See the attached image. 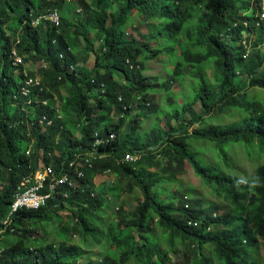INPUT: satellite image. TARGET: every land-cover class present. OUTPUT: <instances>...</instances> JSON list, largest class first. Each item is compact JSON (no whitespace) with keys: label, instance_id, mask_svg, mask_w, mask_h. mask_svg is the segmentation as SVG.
<instances>
[{"label":"trees","instance_id":"16d2710c","mask_svg":"<svg viewBox=\"0 0 264 264\" xmlns=\"http://www.w3.org/2000/svg\"><path fill=\"white\" fill-rule=\"evenodd\" d=\"M261 1L79 0L82 11L74 12L68 6L70 0H0V183H4L0 185V264H86L82 260L92 257L86 251L104 244L116 247L113 256L104 258L102 264H170L171 253L187 242L194 252V264H264L261 258L264 256V101L252 100L247 95L249 88L264 90ZM54 8L61 11L60 26L46 20L34 25L33 21ZM67 8L74 14L64 15L62 11ZM134 11L150 23V35H144V40L126 37L132 36L127 30ZM200 14L202 18L196 24L198 35L191 52H185L180 37ZM246 31L250 32L246 38L249 53L242 45ZM157 37L174 42L168 49L164 48L178 59L171 79L177 82L178 78L188 76L200 85L196 97L184 104L183 112L170 117L175 120L187 113L191 117L189 124L179 129L170 124L171 131H163L165 139L155 143L156 149L151 150V145L141 146L136 142L139 119L145 111L154 112L149 101L150 87L141 85L138 69L140 65L144 67L143 59H155L165 51L151 46ZM80 38L84 47L79 44ZM98 40L103 47L100 53L95 51ZM13 49L18 50L25 64H14L10 58ZM93 53L96 58L90 67L87 62ZM44 60L49 68L41 71L44 92L39 98L50 101L47 106L35 103L34 95L30 98L21 95L24 73L33 76L38 63ZM207 65L214 68L216 85L209 81ZM241 73L248 76L247 82L238 80ZM130 76L133 78L128 81ZM102 84L105 93L100 92ZM136 91L140 92L138 117L129 123V133L121 142L125 117L132 110V101H136L133 94ZM168 93L172 94V90ZM55 98L61 103L62 119H57L52 110ZM29 99L32 101L27 104ZM13 102L20 104L21 111L12 106ZM199 104L201 114L195 110ZM112 105L123 115L117 123L106 122L105 116ZM224 109L235 118L242 114L246 118L231 126L213 130L200 127L191 133L195 124L221 115ZM45 115L54 124L44 131L39 120ZM70 126L75 127L77 137L72 136ZM96 132L102 137L115 134L116 138L99 147L107 158L96 160L94 167L85 171V178L80 180L83 185L68 197L58 193L40 209H20L6 227L3 222L22 178L40 166L52 165L56 172L64 171L61 168H65L74 153L93 149ZM191 140L219 147L221 165L211 168L202 165L191 151ZM227 144H238L250 158L263 159V162L254 161L261 165L253 177L241 172L237 160L234 162L224 149ZM40 151L44 153L42 162ZM159 151L169 162L167 170L173 165L182 169L188 163L213 196L234 209L235 215L231 211L221 218L213 213L205 215L196 203L185 198L193 197L192 189L179 197L159 194L164 178L169 177L167 180L174 183L178 177L152 172L154 166H161L153 157L143 160L142 155L135 164L118 163L127 154ZM109 170L114 172L117 183L96 190L94 180ZM126 178L135 181L128 182L127 188L135 192L133 185L139 187L144 200L134 214L120 219L121 226L109 237L107 228H97L94 224L97 221L103 224L97 214L108 210L123 194ZM257 180L259 183L254 187ZM66 204L70 206L73 221L83 231L82 247L69 244L68 225L57 230L63 236L59 246L34 237L31 223L52 221L54 215L65 210ZM219 211L220 206L213 208V212ZM157 229L166 244L155 237ZM151 237L155 240H150ZM90 264L100 263L90 259Z\"/></svg>","mask_w":264,"mask_h":264},{"label":"rangeland","instance_id":"374dc122","mask_svg":"<svg viewBox=\"0 0 264 264\" xmlns=\"http://www.w3.org/2000/svg\"><path fill=\"white\" fill-rule=\"evenodd\" d=\"M72 3V4H71ZM68 5L69 7L72 6L74 12L79 8V0H73ZM262 3V1H261ZM64 15H70L73 11L69 8L62 11ZM74 14V13H73ZM133 17L129 21V29L127 30L131 35L127 34L126 37H137L141 40L143 39L144 35H150L149 24L143 20L139 14L135 11L133 12ZM202 18V15H198L195 18V23L191 26H187L186 31H184L180 37V41L183 43V49L185 52H191L194 40L198 35V28L197 22ZM185 35H188L189 38L187 39ZM243 36H246L244 33ZM174 42L166 41L159 37L153 39V44L160 47V49H164L170 47ZM79 44L84 47L82 42V38L79 40ZM102 42L95 41V51L97 53L102 52ZM165 50V49H164ZM173 53L174 51H170ZM95 55L94 53L90 55L87 65L92 67L95 62ZM144 60V67L140 65V75L142 77V84L150 87L148 93L150 96L149 101L151 102V106L153 107L154 112L149 113V111H145L144 115L141 116V120L139 119L138 127L140 128L138 134L136 136V142L141 145H151V150H155L157 146L155 143H160L163 139H165V132H170L172 125L173 128L179 129V127L186 126L191 121V117L189 114L184 113L179 119H170V117L175 116L178 112H183V106L185 103L191 102L194 97H196V91L199 89L200 82L197 80H191L188 76L178 78V81H174L171 77L174 76V68L175 65L178 63V59L175 56H171L170 53L165 50L162 55L156 57L155 59L146 61ZM213 63V61H212ZM211 65V64H210ZM210 65L206 66V70L209 75L210 83L216 85V81L214 79V68ZM36 72L42 75V72L36 69ZM137 74V72H136ZM242 82L248 81V76L246 74L241 73L239 76ZM133 76H130L128 81H131ZM180 80V81H179ZM166 86V87H165ZM169 90H172V94L168 93ZM63 93L67 94L66 91H62ZM139 91L134 92L133 94L136 95V101H132L134 105H131V111H129L125 117L126 125L123 129V134L121 135V142L125 141V137L127 133H129V123L133 121L136 117H138V100H139ZM56 94V93H54ZM247 95L250 99H256L260 101H264V90L259 88H249L247 89ZM153 104V105H152ZM12 106L17 108L21 111L20 104L17 102H13ZM198 114L202 113L200 104L195 108ZM101 113V111H99ZM123 116L119 114L115 106L112 105L110 112L107 113L105 116L106 122L110 123H117L119 118ZM125 116V115H124ZM246 118V115L242 114L238 118L229 115V110L224 109L221 115H214L210 118H207L205 121H202L201 124H195L190 130L191 133L195 132L200 127H205L207 130H213L217 127H225L231 126L234 123L238 122L240 119ZM22 121V120H21ZM104 123V121H102ZM101 123V124H102ZM169 126V127H166ZM106 126V125H105ZM127 128V129H126ZM28 130V129H27ZM69 131L71 132L73 137H77V131L75 127H69ZM168 137V136H167ZM60 140V138H59ZM58 140V141H59ZM191 151L193 154L197 155V160L206 167H215L221 165L220 163V155L222 154V150L216 147L214 144L210 145L198 142L196 140L190 141ZM219 149V150H218ZM224 149L232 156L234 162L237 160V165L241 172L247 175V177H253L256 174L257 169L261 165V163H256L254 161H261L255 157H249L248 153L238 144H227ZM58 155L61 154V151L58 150ZM162 151L159 152H145L143 155V160L146 158H155L159 160L161 166H154V170L152 172L159 173L161 176H177L178 179L176 182L172 183L168 181L170 178H164L165 181H161L162 185H160L161 189L159 190V194H165L167 196L172 195L173 197L184 196L185 192L190 191L192 189L195 190V194L193 197H185L189 199L191 203H196L199 210H203L207 214L213 213L214 216H218L221 218L224 214L228 212H232L235 215V210L231 209L226 203L213 196L211 189L201 180L199 176H197L194 170L190 167L188 163H184L182 169L180 167L173 165L167 170L169 167V162L165 161L164 158L161 156ZM252 159V160H250ZM151 166V167H152ZM114 172L111 174H102L101 176L97 177L93 182V187L96 190H100L103 186L113 183L115 180ZM168 179V180H167ZM246 180V179H244ZM243 180V181H244ZM134 184L132 179L126 178L123 179L122 190L123 194L116 200L113 205L109 206L108 210H104L103 212L97 214L99 219L103 220V224L101 225L100 222H95V227H104L107 228V235H111L112 232L118 230L117 227L121 226L120 219L123 216L132 215L136 212L137 207L141 202H143L144 197L142 195L141 190L139 187L137 188L133 185V189L135 192L130 191L127 188V185ZM75 184L78 186H82L83 184L81 181H75ZM0 185H4L0 183ZM1 188V187H0ZM190 194L189 196H191ZM97 197V194H95ZM111 199V197H108ZM220 206L219 212H213V208ZM66 210V212H65ZM65 210L60 211L59 214L54 215V219L50 222H42V223H31L32 231H34V237L39 239H44V242L48 245L54 244L55 246H59L62 241L63 236H59L57 234V230L62 225H68L71 228V233L69 235V244L72 246L82 247L83 245V231L73 221L71 214L69 213L70 206L67 204L65 205ZM118 219L117 224L115 223ZM156 227V225H155ZM156 238L161 241L162 244H166V239L162 235V232L157 229L156 231ZM11 238H17L16 235H10ZM146 238H149L148 236ZM150 240H155L154 237H151ZM89 242L92 244L93 240L90 238ZM116 247V246H115ZM113 245L104 244L103 246L94 245L91 249L87 252V255H92V257H85L82 262L84 261L86 264H90V259H93V262L102 264L104 258L107 256L112 257L113 255L112 250L115 249ZM166 247V246H165ZM191 244L187 242L186 246L176 247L171 253V260L172 263L170 264H194V252L191 250ZM195 250V249H194ZM263 259L264 256L261 255Z\"/></svg>","mask_w":264,"mask_h":264},{"label":"built area","instance_id":"2783aa9c","mask_svg":"<svg viewBox=\"0 0 264 264\" xmlns=\"http://www.w3.org/2000/svg\"><path fill=\"white\" fill-rule=\"evenodd\" d=\"M70 1L72 2L73 0ZM260 8V20H263L264 0H262V3L260 2ZM81 11V7L77 9V12ZM41 20H46L52 23L55 27H58L60 26L62 20L61 11L57 8L50 9L49 12L40 17L38 21H33L34 25L37 26ZM245 33L246 36H243L244 40L242 41V45L248 48L249 53V46L247 44L246 38L250 35V32L246 31ZM17 51L18 50L13 49L10 58L13 59L16 66H20L23 65L24 59L17 53ZM248 53L244 55L245 58L248 56ZM48 68L49 64L45 60L38 63V70L40 72L42 71V69L46 70ZM23 81L25 84L21 89L22 96L30 98L32 95H34L35 97H37L35 103L45 106L50 104V101H48L47 99L39 98L40 94L44 92L41 74L35 72L33 76H30L27 72H25ZM105 89V85L102 84L100 92L105 93ZM30 100L32 101V99H29L27 101V104L31 103ZM55 100V104L52 105V110L55 111L57 119H62V114L60 111L61 103L56 98ZM119 101H121V98H119ZM124 110H126V107H124ZM39 124L45 131L49 126H52L54 124V121L52 119H49L48 115H45L39 120ZM115 138V134H110L109 136L102 137L99 132H96L93 149L74 153L65 168H61L64 171L56 172L52 165H47L40 166L37 171L25 175L20 181L16 192L14 193L10 209L3 222L4 225L8 227L11 224L12 215L17 213L20 209L37 210L45 207L51 200L57 197L58 193L62 194V196L64 195L65 197H68L71 191L79 188V186L75 184V181L84 179L86 175L85 171L87 169L93 168L94 162L96 160L107 158V156H105L103 153H100L99 147L104 144L110 143V141L114 140ZM29 153L30 150L27 152V154ZM39 154L40 160L42 162L44 153L43 151H40ZM141 159V154H127L118 163L135 164ZM105 174H111V171L109 170Z\"/></svg>","mask_w":264,"mask_h":264},{"label":"clouds","instance_id":"9594fccd","mask_svg":"<svg viewBox=\"0 0 264 264\" xmlns=\"http://www.w3.org/2000/svg\"><path fill=\"white\" fill-rule=\"evenodd\" d=\"M73 156V155H72ZM72 158V157H71ZM80 181V180H79ZM258 183H259V181L257 180L254 184H253V186L255 187V186H257L258 185ZM216 217V216H215ZM209 230H211V228L209 229Z\"/></svg>","mask_w":264,"mask_h":264}]
</instances>
